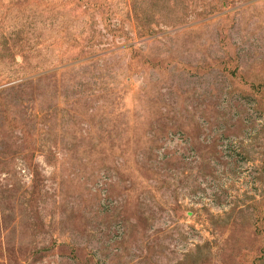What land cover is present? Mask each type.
<instances>
[{"label":"rangeland","instance_id":"1","mask_svg":"<svg viewBox=\"0 0 264 264\" xmlns=\"http://www.w3.org/2000/svg\"><path fill=\"white\" fill-rule=\"evenodd\" d=\"M0 264H264V0H0Z\"/></svg>","mask_w":264,"mask_h":264}]
</instances>
